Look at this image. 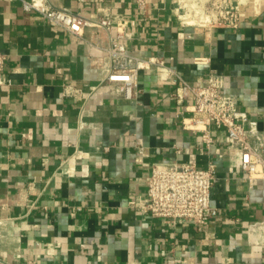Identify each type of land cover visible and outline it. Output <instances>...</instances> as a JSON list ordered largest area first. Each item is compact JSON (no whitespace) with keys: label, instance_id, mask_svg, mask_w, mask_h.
I'll use <instances>...</instances> for the list:
<instances>
[{"label":"crops","instance_id":"crops-1","mask_svg":"<svg viewBox=\"0 0 264 264\" xmlns=\"http://www.w3.org/2000/svg\"><path fill=\"white\" fill-rule=\"evenodd\" d=\"M43 1L93 24L79 36L0 0L11 79L0 87V264H264V244L248 236L264 220V178L249 187L224 131L214 130L209 153L182 126L190 101L178 100L167 70L142 69L136 97L124 98L105 79L102 49L122 33L132 54L189 82L223 76L224 92L264 132V0H248L237 27L188 23L178 0H145L144 9L138 0ZM102 16L110 30L94 24ZM211 159L218 214L208 225L164 224L141 210L153 164L205 168Z\"/></svg>","mask_w":264,"mask_h":264},{"label":"built area","instance_id":"built-area-1","mask_svg":"<svg viewBox=\"0 0 264 264\" xmlns=\"http://www.w3.org/2000/svg\"><path fill=\"white\" fill-rule=\"evenodd\" d=\"M19 1L25 11L36 10L52 25L79 36L87 26L93 24L66 7H49L43 0ZM138 5L144 9L146 1L138 0ZM217 8L206 15L211 24L239 25L242 9L238 5L225 0ZM94 24L110 30L113 20L102 16ZM124 38L122 33H118L110 38L108 45L102 47L109 58L106 81L116 86L124 98L132 99L139 92L142 69L150 68L153 63L158 65V70H167L162 78L171 79L177 85L175 95L178 100L190 101L178 112L182 117V126L199 134L209 153L215 142L214 130L224 131L227 146L240 153L241 169L246 174L249 187L254 186L257 178H264V132L259 121L249 111L241 109L233 95L224 92V77L213 73L206 80L189 82L176 69H166L163 60L143 59L132 54ZM6 60V54L0 51V87L11 83L5 70ZM177 150L180 152V149ZM144 151V147H139L140 153L144 154ZM216 179L217 166L212 159L205 168L194 163H155L145 178L147 197L141 210L164 224L183 222L204 227L218 214V209L211 204V191ZM131 203L135 204L134 201ZM261 228H264V220L250 224L248 236L251 241L264 244L263 237L254 235Z\"/></svg>","mask_w":264,"mask_h":264},{"label":"rangeland","instance_id":"rangeland-1","mask_svg":"<svg viewBox=\"0 0 264 264\" xmlns=\"http://www.w3.org/2000/svg\"><path fill=\"white\" fill-rule=\"evenodd\" d=\"M238 5L242 10L248 5V0H226ZM225 2V0H185L183 2L186 7L185 20L188 23H196L203 25H210V18L206 15L214 10H218L217 6Z\"/></svg>","mask_w":264,"mask_h":264},{"label":"bare ground","instance_id":"bare-ground-1","mask_svg":"<svg viewBox=\"0 0 264 264\" xmlns=\"http://www.w3.org/2000/svg\"><path fill=\"white\" fill-rule=\"evenodd\" d=\"M185 17V16H184ZM261 231H264V228H261Z\"/></svg>","mask_w":264,"mask_h":264}]
</instances>
